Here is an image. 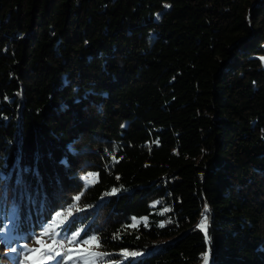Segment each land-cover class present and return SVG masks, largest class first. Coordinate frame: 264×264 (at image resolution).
<instances>
[{"label": "trees", "instance_id": "16d2710c", "mask_svg": "<svg viewBox=\"0 0 264 264\" xmlns=\"http://www.w3.org/2000/svg\"><path fill=\"white\" fill-rule=\"evenodd\" d=\"M263 55L264 0H0V264H264Z\"/></svg>", "mask_w": 264, "mask_h": 264}, {"label": "snow or ice", "instance_id": "6c2138e0", "mask_svg": "<svg viewBox=\"0 0 264 264\" xmlns=\"http://www.w3.org/2000/svg\"><path fill=\"white\" fill-rule=\"evenodd\" d=\"M261 60L262 62H264V57H261ZM91 175V174H90ZM117 191V189H113L111 193H108V195H112V194H115ZM79 196L76 197L77 200H79ZM167 211V210H166ZM146 219V218H145ZM137 221L135 218H133V224L131 225L132 227H135L137 225ZM206 225H207V220L205 218V220L201 223L200 225V228L202 231H205V239L207 240V233H206ZM145 226H147V224L145 223ZM161 227H163V225H160ZM47 231V230H46ZM79 235V233H76L74 234L71 239L69 240V243H73L76 241V237ZM119 237L116 236L114 237V239H118ZM38 244H41V248H47L49 251L51 250V245H48V246H45L41 243V241L38 239L36 241ZM53 243H56L55 239L53 238ZM83 244L87 245V244H92V243H95L97 247H99V238L98 237H91L90 239H86V240H83L82 241ZM79 246V245H77ZM36 253H39L41 251V249H36L34 250ZM56 256H60L61 253L60 252H56L55 254ZM96 256H99L100 259H103L104 256L108 255V253H96L94 254ZM122 255H125V256H132V257H135V256H139L140 253L138 252H131V253H128V252H124L122 253ZM30 258L29 256H26L25 259H28ZM49 259H51L52 257H48ZM66 260H70L71 259V255L69 254L68 256L65 257ZM115 264H119V262H115ZM205 264H207V256H205Z\"/></svg>", "mask_w": 264, "mask_h": 264}, {"label": "rangeland", "instance_id": "374dc122", "mask_svg": "<svg viewBox=\"0 0 264 264\" xmlns=\"http://www.w3.org/2000/svg\"><path fill=\"white\" fill-rule=\"evenodd\" d=\"M40 241L42 238H38ZM37 239V240H38ZM34 243V242H33ZM43 245L47 246L43 242H41ZM35 249H41L39 253H36L34 250L33 253V261L35 264H52V258L49 259L48 257H52L49 250L45 248H41V244H35ZM4 254V263L5 264H21L22 262L26 261L25 256L18 255V253L14 252L13 250L7 252L2 251Z\"/></svg>", "mask_w": 264, "mask_h": 264}, {"label": "crops", "instance_id": "0c3cea01", "mask_svg": "<svg viewBox=\"0 0 264 264\" xmlns=\"http://www.w3.org/2000/svg\"><path fill=\"white\" fill-rule=\"evenodd\" d=\"M262 57H264V55H263ZM261 63H262V65L264 66V62H262V60H261Z\"/></svg>", "mask_w": 264, "mask_h": 264}]
</instances>
